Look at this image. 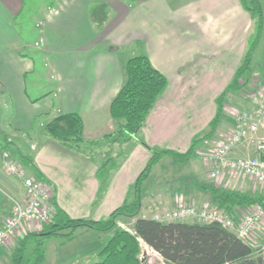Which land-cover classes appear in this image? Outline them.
Listing matches in <instances>:
<instances>
[{
  "label": "crops",
  "instance_id": "0c3cea01",
  "mask_svg": "<svg viewBox=\"0 0 264 264\" xmlns=\"http://www.w3.org/2000/svg\"><path fill=\"white\" fill-rule=\"evenodd\" d=\"M37 9L42 15L33 14L40 19L39 38L32 44L33 34L19 20ZM254 27L240 0H0V227L26 195L23 180L5 169L6 151L23 165L22 156L31 160L32 166H24L43 184L55 210L74 220L110 217L132 198V187L154 152L187 153L193 141L208 131L218 98L242 65ZM138 43L153 67L167 78L168 86L134 138L106 145L111 155L99 163L95 156H81L44 136V125L64 114L81 116L87 141L116 133L119 124L111 117L110 106L125 84L126 65ZM39 58L52 88L31 97L28 79L39 74ZM246 100L237 102L236 108L249 107ZM228 107L216 134L198 145L189 162L177 163L193 179L183 182L181 178L176 194L167 189L165 195L153 179L155 170L170 156L153 166L143 182L139 218L152 219L184 204L197 209L216 205L210 186L264 196V186L249 177L226 172L214 181L208 176L201 155L219 146L235 127ZM116 146L121 148L118 154L112 153ZM253 151L241 146L232 156H254ZM112 159L102 172L103 164ZM248 208L227 212L238 224ZM126 219L133 226L127 230L133 231L135 219ZM44 227L25 225L8 247L0 248V264L12 263V250H18L28 235L34 237L27 244L33 241L43 252L42 264H92L109 237L84 228L71 238H41ZM252 243L264 251V225L254 231ZM140 259L142 264L146 259L147 264L161 261L143 242Z\"/></svg>",
  "mask_w": 264,
  "mask_h": 264
},
{
  "label": "trees",
  "instance_id": "16d2710c",
  "mask_svg": "<svg viewBox=\"0 0 264 264\" xmlns=\"http://www.w3.org/2000/svg\"><path fill=\"white\" fill-rule=\"evenodd\" d=\"M240 1L254 19V33L250 37L242 65L237 70L232 83L217 100V114L210 123L208 131L193 141L187 153L168 150L154 152L148 167L132 187V198L107 219L74 220L63 211L56 209L51 222L45 225L40 233L41 238L55 236L71 238L78 230L84 228L109 234L98 254V260L92 264H142L140 259L142 242L157 252L167 264H264V254L261 250L257 251L218 223H161L154 219L139 218L143 201V182L153 166L164 156H170L176 163L189 162L195 156L198 145L210 140L216 134L227 97L242 88L241 80L250 70L254 50L262 35L264 20L259 1ZM125 74V84L110 106L111 117L119 124L116 133L99 141H87L84 137V123L81 116L64 114L44 125L42 129L44 136L84 157H93L104 142H125L134 138L164 94L168 80L153 67L140 43L136 45L135 52L127 62ZM21 158L25 162L24 165L32 166L28 157ZM112 161L104 163L101 171L107 170L108 164ZM208 190L212 194L214 203L229 212L235 207H251L255 204L264 207V196L250 197L215 186H210ZM120 218L135 219L134 232L119 228L117 220ZM33 237L28 235L22 240L20 248L12 254V264L22 263L27 242ZM43 261L44 255L38 244L33 259L28 264H42Z\"/></svg>",
  "mask_w": 264,
  "mask_h": 264
},
{
  "label": "built area",
  "instance_id": "2783aa9c",
  "mask_svg": "<svg viewBox=\"0 0 264 264\" xmlns=\"http://www.w3.org/2000/svg\"><path fill=\"white\" fill-rule=\"evenodd\" d=\"M249 107L233 112L235 127L229 131L224 141L201 158L212 180H218L224 173L242 175L264 186V84L249 95ZM241 146L253 148L254 156L236 158L232 152ZM4 166L10 175L21 178L25 188V201L16 203L9 216L0 227V248H6L25 225H48L53 218L49 194L43 184L34 177H26L19 162L10 153L4 152ZM264 190V188H263ZM55 212V211H54ZM154 220L161 223L184 222L189 219L200 224L218 223L240 240L253 247L254 231L264 225V207L256 204L246 209L241 222L217 207L207 206L198 210L191 205H181L171 212L155 215ZM255 249V248H254ZM157 253V252H156ZM158 254V253H157ZM158 264H167L162 257Z\"/></svg>",
  "mask_w": 264,
  "mask_h": 264
},
{
  "label": "rangeland",
  "instance_id": "374dc122",
  "mask_svg": "<svg viewBox=\"0 0 264 264\" xmlns=\"http://www.w3.org/2000/svg\"><path fill=\"white\" fill-rule=\"evenodd\" d=\"M257 1H259L260 5H261V7L263 9V20H264V0H257ZM40 9L35 10L32 14L29 13V12L24 13V15L19 20V22L23 23V29L24 30L28 29V32H31L33 34L32 38H31L32 44H34L39 38V36H38L39 29H37L36 26H37V24L40 23L38 21L40 19H38V18H40L42 16V15H39V13L41 12ZM34 13H35V15L38 18H35V16L33 15ZM34 29H35V31H33ZM34 33H36V34H34ZM37 65L39 67L38 69L40 70L39 74H35L33 76H30V78L28 79V90H29V94H30L31 97L36 96V94H37V97H39V96H41L44 93H49L51 88H52V84H51V81H50V78H49L50 75H49L48 71L43 68V62L41 61L40 58L37 60ZM262 79L264 80V23H263V30H262V35H261L259 44L255 48L254 53H253L250 70L247 72L246 76L244 78H242V80H241L242 88L238 92H235L233 94L231 93L226 99V104L225 105L226 106L228 105L231 108H233V109H231V108L228 107L229 108L228 110L229 111L233 110V112H235L236 110H240V109L243 110L244 109L243 106L245 104L243 106H240L241 105L240 104L239 107L236 108L238 106L237 102H239V101L242 102V101H245L247 98H249V95L251 93H253L260 86V84H263L262 81H261ZM246 101L248 103V100H246ZM247 103H246V105H247ZM108 144H111V142H108V141L104 142L102 144V146L97 149L98 150V154L94 153L93 157L95 156L94 160L96 162L100 163L101 161L106 160L111 155V153L107 154V152H106V151L109 150V149H106V147H105ZM119 149H121V148L116 146L115 150L117 152L116 151L114 152L112 150V153L118 154ZM197 163H198L197 165H200L199 158H197ZM19 164L24 169L25 176L26 177H32V176H30L28 174L27 168L21 162H19ZM183 169L184 168H182V167L180 168V166H177V163H175L172 160V158H170V157L164 158L162 163L159 165V167L155 170V172L153 174V179H154V181L156 183V186H161L162 189H164V192L166 193L165 195L168 194L167 193V189L170 191V193L173 191V194H176L177 188H179L180 185H181L179 183V181H181V178L183 179L182 180L183 182L192 181V179H193V176L189 175L190 173L184 171ZM207 173H208V170H207ZM34 178H36V177H34ZM177 182H178V184H177ZM226 191H229V190H226ZM188 205H190V204H188ZM255 205L251 206V208H253ZM211 206L219 208L217 205H211ZM193 207H195V206H193ZM175 209L166 210L164 212L156 213V214L153 215V218L157 214L161 215V214H164V213H167V212L174 211ZM219 209L223 210L224 212H226L227 215H230V213H228L226 211V209H221V208H219ZM198 210H201V209H198ZM54 211H55V209L53 208V213H54ZM189 220L192 221V222H196L193 219H189ZM187 221L188 220H186L184 222H187ZM117 226L119 228H121V229H124V230H127V229L131 230L133 228L132 221H128L126 218L123 219V220H122V218L118 219L117 220ZM130 232H134V231H130ZM20 243H21V241H20ZM20 246L21 245H19V247ZM36 248H37L36 244L33 241H30L27 244V246L25 248L24 259H23L21 264H28L30 259L33 257V253H34V250ZM13 250H12L13 253L17 251V249H15L14 251ZM256 250L257 251L261 250L263 252V254H264V251L262 250V248L261 249L259 248V249H256ZM155 258L157 259L158 257H155ZM156 262H158V260ZM8 264H12V263H10V261H9ZM144 264H147V259L144 262Z\"/></svg>",
  "mask_w": 264,
  "mask_h": 264
}]
</instances>
